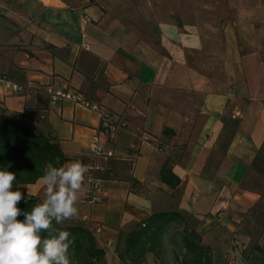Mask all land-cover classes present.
Listing matches in <instances>:
<instances>
[{
	"label": "crops",
	"instance_id": "crops-1",
	"mask_svg": "<svg viewBox=\"0 0 264 264\" xmlns=\"http://www.w3.org/2000/svg\"><path fill=\"white\" fill-rule=\"evenodd\" d=\"M169 2L180 21L153 13L142 25L152 30L134 33L114 0H0V75L23 89L0 87V115L52 136L63 165L100 166V201L86 202L85 178L78 214L60 224L102 225L100 264H136L120 257L124 237L153 214L176 211L214 264H264V212L248 188L264 160V0ZM154 5L144 0V11ZM58 92L98 109L53 103ZM96 137L102 157L89 149ZM166 161L177 189L161 180ZM16 190L46 198L42 179ZM138 264L163 263L148 252Z\"/></svg>",
	"mask_w": 264,
	"mask_h": 264
},
{
	"label": "trees",
	"instance_id": "trees-1",
	"mask_svg": "<svg viewBox=\"0 0 264 264\" xmlns=\"http://www.w3.org/2000/svg\"><path fill=\"white\" fill-rule=\"evenodd\" d=\"M164 133L167 134V130ZM46 162H51L54 167H60L67 162L55 139L50 135L37 133L29 125L18 122L12 116L0 115V170H7L16 175L11 190L17 191L19 185L35 184L44 176ZM160 176L162 182L172 189H177L181 184V179L173 172L169 161L163 165ZM39 203L36 198H22L17 207L22 213L30 212ZM17 219L23 221L25 217L20 215ZM180 226L182 230L177 229L172 237V242L176 243V236H180V264H214L212 249L203 243L201 234L189 219L177 211L155 213L139 223L124 237L121 259L129 258L138 264L144 255L150 252L161 260L165 235L169 230ZM53 227L71 233L70 248L73 249L74 259L78 263L100 264L104 261L105 253L97 248V237L90 228L61 226L55 221ZM41 236L47 237L48 233L42 231Z\"/></svg>",
	"mask_w": 264,
	"mask_h": 264
},
{
	"label": "clouds",
	"instance_id": "clouds-1",
	"mask_svg": "<svg viewBox=\"0 0 264 264\" xmlns=\"http://www.w3.org/2000/svg\"><path fill=\"white\" fill-rule=\"evenodd\" d=\"M90 171L80 161L60 167L46 162L41 178L46 198L22 213L17 207L22 193L11 190L16 175L0 170V264H70L71 233L54 228L53 221L63 224L78 214V193ZM42 231L48 236L42 238Z\"/></svg>",
	"mask_w": 264,
	"mask_h": 264
},
{
	"label": "rangeland",
	"instance_id": "rangeland-1",
	"mask_svg": "<svg viewBox=\"0 0 264 264\" xmlns=\"http://www.w3.org/2000/svg\"><path fill=\"white\" fill-rule=\"evenodd\" d=\"M149 3L155 4L153 7H157L155 11L147 10L144 11L143 2L144 0H124L123 2L119 0H114L115 2V9L117 12H121L123 15V22L129 28H132L134 33L136 31H145L147 32L149 29L152 30V27H142L143 21L146 17L151 16L153 13L158 14L160 19L163 21L168 20H176L180 21V12L171 8L169 5V0H148ZM217 0H192L194 5L196 4L199 6L201 3H215ZM222 1V0H219ZM225 3L227 0H224ZM243 4L249 5L254 3L256 0H239ZM258 1V0H257ZM152 7V8H153ZM200 12V11H199ZM182 13V12H181ZM254 174L255 179L251 181V185L248 186L250 190L255 191L260 196V202L258 204L257 209L261 212H264V160H261L255 167H254ZM177 229L182 230V227L171 229L165 235L164 240V252L161 256V262L166 264H180L181 256V249H180V236L177 235V242H172V237L175 236ZM69 258L70 264H80L74 259V251L73 249L69 248Z\"/></svg>",
	"mask_w": 264,
	"mask_h": 264
},
{
	"label": "built area",
	"instance_id": "built-area-1",
	"mask_svg": "<svg viewBox=\"0 0 264 264\" xmlns=\"http://www.w3.org/2000/svg\"><path fill=\"white\" fill-rule=\"evenodd\" d=\"M0 87L4 90L7 94H20L23 92L22 87H20L18 84L4 78L0 75ZM60 99H72L80 104H82L84 107L91 109V110H97L98 107L96 104H93L89 101H86L81 95L74 94L71 92H58L56 96L53 97V103H56ZM102 126L105 128H110L112 130L116 129V126H114L109 118L102 116ZM90 151L96 156V157H102L103 156V145L101 144V141L98 137L94 138L89 146ZM109 157L112 156V153L110 152L108 154ZM100 170V166L98 164H93L91 166V171L86 177V181L88 183V188L85 193V200L88 204H94L98 203L101 199V195L104 193L105 188L101 183L100 178L97 176L98 171ZM85 221L89 222V217L86 216L84 218ZM90 229L94 233L96 237H99L101 233L103 232V226L102 225H92ZM236 237V234H235Z\"/></svg>",
	"mask_w": 264,
	"mask_h": 264
}]
</instances>
